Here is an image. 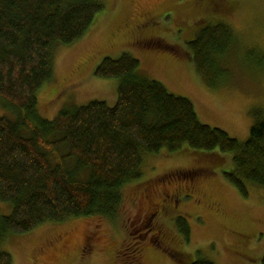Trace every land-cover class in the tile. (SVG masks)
<instances>
[{"label":"rangeland","instance_id":"374dc122","mask_svg":"<svg viewBox=\"0 0 264 264\" xmlns=\"http://www.w3.org/2000/svg\"><path fill=\"white\" fill-rule=\"evenodd\" d=\"M102 1L104 9L83 37L56 46L54 76L38 91L42 115L53 119L65 105L92 99L114 105L119 78L98 76L96 66L106 55L129 52L140 58L143 75L189 96L205 123L247 139L254 111H264V44L252 35L264 30V0ZM233 21L245 27L238 30ZM218 22L234 29L235 42L220 58L225 70L218 71V85L212 87L188 51L205 25ZM141 35L167 45L143 44ZM4 106L0 101V114ZM217 153L187 148L147 155L143 176L123 186L113 217L48 221L6 234L0 249L11 252L13 264H192L202 258L261 264L264 191L254 185L249 197L242 195L224 175L233 167L232 153ZM68 166L74 169L73 162ZM12 209V202L0 199V214ZM180 217L191 228L188 239Z\"/></svg>","mask_w":264,"mask_h":264},{"label":"trees","instance_id":"16d2710c","mask_svg":"<svg viewBox=\"0 0 264 264\" xmlns=\"http://www.w3.org/2000/svg\"><path fill=\"white\" fill-rule=\"evenodd\" d=\"M104 7L102 0H0V199L13 203L11 212L0 214V240L48 221L113 217L123 186L143 176L146 156L165 150L232 153L227 180L246 197L250 186L264 191L263 109L254 111L247 139L236 138L205 123L189 96L143 75L140 58L129 52L106 55L96 66L98 76L119 78L114 105L92 99L65 105L53 119L40 113L38 91L52 81L56 46L83 37ZM234 38V29L218 22L189 41L191 60L212 87ZM178 224L188 239L186 218ZM13 263L11 252L0 249V264ZM192 264L216 263L202 258Z\"/></svg>","mask_w":264,"mask_h":264},{"label":"clouds","instance_id":"9594fccd","mask_svg":"<svg viewBox=\"0 0 264 264\" xmlns=\"http://www.w3.org/2000/svg\"><path fill=\"white\" fill-rule=\"evenodd\" d=\"M233 23L236 24V27H237L238 30H240V29L245 27V25L242 24V23H238V22H235V21H233ZM252 35H253L254 39L256 40V42L264 44V30H256V31L253 32Z\"/></svg>","mask_w":264,"mask_h":264},{"label":"flooded vegetation","instance_id":"af4514ba","mask_svg":"<svg viewBox=\"0 0 264 264\" xmlns=\"http://www.w3.org/2000/svg\"><path fill=\"white\" fill-rule=\"evenodd\" d=\"M199 2H202V0H200ZM138 41L147 45L152 44V39L150 37H145L144 35H141Z\"/></svg>","mask_w":264,"mask_h":264}]
</instances>
